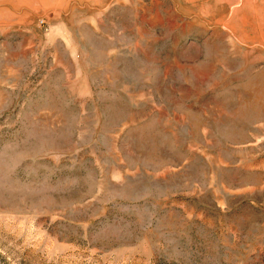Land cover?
I'll return each instance as SVG.
<instances>
[{"label": "rangeland", "instance_id": "374dc122", "mask_svg": "<svg viewBox=\"0 0 264 264\" xmlns=\"http://www.w3.org/2000/svg\"><path fill=\"white\" fill-rule=\"evenodd\" d=\"M0 264H264V0H0Z\"/></svg>", "mask_w": 264, "mask_h": 264}]
</instances>
